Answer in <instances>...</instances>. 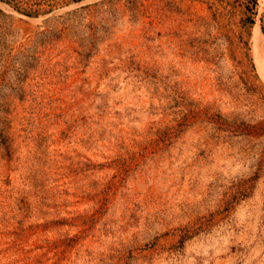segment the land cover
Masks as SVG:
<instances>
[{"label":"rangeland","instance_id":"rangeland-1","mask_svg":"<svg viewBox=\"0 0 264 264\" xmlns=\"http://www.w3.org/2000/svg\"><path fill=\"white\" fill-rule=\"evenodd\" d=\"M264 0H0V264H264Z\"/></svg>","mask_w":264,"mask_h":264},{"label":"bare ground","instance_id":"bare-ground-1","mask_svg":"<svg viewBox=\"0 0 264 264\" xmlns=\"http://www.w3.org/2000/svg\"><path fill=\"white\" fill-rule=\"evenodd\" d=\"M262 38L264 39V34H262ZM263 42H264V40H263ZM262 65L264 67V54H263V57H262Z\"/></svg>","mask_w":264,"mask_h":264},{"label":"trees","instance_id":"trees-1","mask_svg":"<svg viewBox=\"0 0 264 264\" xmlns=\"http://www.w3.org/2000/svg\"><path fill=\"white\" fill-rule=\"evenodd\" d=\"M263 20H264V17H263ZM263 31H264V26H263Z\"/></svg>","mask_w":264,"mask_h":264}]
</instances>
